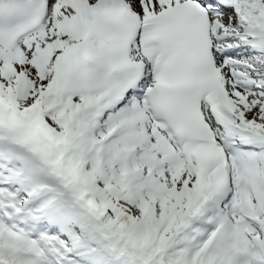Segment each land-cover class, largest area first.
<instances>
[{"label": "snow or ice", "instance_id": "obj_1", "mask_svg": "<svg viewBox=\"0 0 264 264\" xmlns=\"http://www.w3.org/2000/svg\"><path fill=\"white\" fill-rule=\"evenodd\" d=\"M0 264H264V0H0Z\"/></svg>", "mask_w": 264, "mask_h": 264}]
</instances>
